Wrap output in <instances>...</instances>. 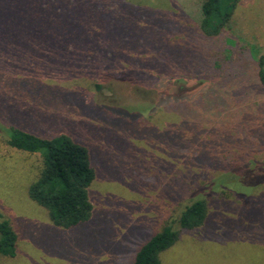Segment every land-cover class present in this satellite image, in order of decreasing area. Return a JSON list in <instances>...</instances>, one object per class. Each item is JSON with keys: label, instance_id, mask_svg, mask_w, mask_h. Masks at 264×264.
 <instances>
[{"label": "trees", "instance_id": "trees-1", "mask_svg": "<svg viewBox=\"0 0 264 264\" xmlns=\"http://www.w3.org/2000/svg\"><path fill=\"white\" fill-rule=\"evenodd\" d=\"M239 2L201 0L196 25L173 22L165 29V23L145 19L148 14L140 16L141 8L128 0H0V106L11 91L44 106L48 119L62 126L86 112L126 128L150 108L133 114L125 107L96 103L87 88L64 84L89 79L101 91L103 78L123 80L148 68L169 76L172 66L179 65L182 75L175 77L212 81L193 100L152 108L180 117L174 141L189 150L206 132L199 154L190 155L199 162L206 185L198 186L192 178L180 181L181 208L140 246L132 264H167L166 254L179 243L192 249L188 244L194 237L198 248L183 252L181 264H211L209 248H245L251 237L264 233V51L256 44L227 40ZM131 15L145 23L129 21ZM191 35L195 39L190 43L186 39ZM169 36L186 41L185 46L172 45ZM185 48L191 56L184 61ZM116 49L131 50L136 57H117ZM47 60L56 84L44 82L42 62ZM209 115L228 117L234 135L228 137L219 125L202 131L201 123L212 121ZM0 136L11 148L42 157L43 168L28 194L48 211L55 227L73 230L90 222V189L97 170L89 146L68 133L45 137L2 118ZM19 241L18 219L0 215V256L15 258Z\"/></svg>", "mask_w": 264, "mask_h": 264}, {"label": "rangeland", "instance_id": "rangeland-1", "mask_svg": "<svg viewBox=\"0 0 264 264\" xmlns=\"http://www.w3.org/2000/svg\"><path fill=\"white\" fill-rule=\"evenodd\" d=\"M128 1L141 8L140 16L148 14L145 19L149 22L165 23V29L171 28L173 22L196 25L200 16L201 0ZM127 19L136 21L133 15ZM139 23L143 25L145 22ZM168 23L170 26L166 25ZM157 25L156 30L160 27ZM226 35L233 44H256L264 51V0H240ZM192 38L195 39L192 35L187 36L186 41L191 43ZM168 39L177 48L185 46L186 41L182 43L178 37L169 36ZM185 51L184 61L191 56L187 53L189 48ZM114 52L117 57H136L128 49ZM149 54L152 53L146 57ZM48 62H42L44 82L56 84L47 71ZM172 70L170 77L158 69L148 68L140 74L125 76L123 80L103 78L101 91H97L96 82L89 79L64 84L87 88L96 103L125 107L133 114L150 108L142 120H130L126 128H121L120 123L103 122L86 112L62 126L48 119L44 106L31 103L18 93L7 92V97L1 100L0 118L19 121L41 136L68 133L86 144L92 150L97 178L90 189L94 207L90 222L73 230L57 228L48 211L33 202L28 194L30 185L43 168L42 157L11 148L0 136V215L17 218L20 229L17 256H0V264H132L140 246L153 233L160 231L171 215L176 216L173 214L176 208L177 212L181 208L180 181L192 178L193 183H199L198 186L206 185L199 162L190 158L191 153L199 154L206 132L189 150L185 144L174 141L177 138L173 129L176 123L181 125L180 117L170 110L164 112L161 107L156 111L152 108L161 102L193 100L212 81L205 77H175L176 73L182 75L180 65L172 66ZM19 79L17 77L16 83ZM134 109L137 111L132 112ZM208 117L212 121L202 122V131L219 125L225 135H234L228 117ZM262 235L264 233L259 231L251 237L246 241L250 246L245 248L240 245L219 252V247L216 250L211 247L206 259L211 264H264ZM195 239L188 244L192 249L199 245ZM201 247L200 252L205 253L202 251L205 247ZM192 249L179 243L166 254L164 261L181 264L184 262L181 254Z\"/></svg>", "mask_w": 264, "mask_h": 264}]
</instances>
